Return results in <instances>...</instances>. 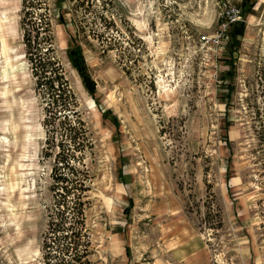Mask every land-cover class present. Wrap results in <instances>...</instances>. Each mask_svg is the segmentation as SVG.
I'll return each instance as SVG.
<instances>
[{
  "label": "rangeland",
  "instance_id": "1",
  "mask_svg": "<svg viewBox=\"0 0 264 264\" xmlns=\"http://www.w3.org/2000/svg\"><path fill=\"white\" fill-rule=\"evenodd\" d=\"M30 1L87 120L90 261L264 264V0ZM227 3L243 33L205 44ZM23 4L0 0V264H44L52 203Z\"/></svg>",
  "mask_w": 264,
  "mask_h": 264
},
{
  "label": "trees",
  "instance_id": "2",
  "mask_svg": "<svg viewBox=\"0 0 264 264\" xmlns=\"http://www.w3.org/2000/svg\"><path fill=\"white\" fill-rule=\"evenodd\" d=\"M27 4L32 2L24 0L20 18L24 57L42 106L41 156L51 161L52 203L46 207L48 221L41 247L44 264H93L88 258L91 239L86 214L90 205L87 192L91 189L86 163L87 148L91 146L87 120L56 53L50 19L42 13L35 17ZM241 4L252 6L254 0H243ZM229 28L232 40L243 33L240 21ZM66 55L83 88L94 98L95 84L80 46L68 47ZM204 222L210 224L207 219Z\"/></svg>",
  "mask_w": 264,
  "mask_h": 264
},
{
  "label": "built area",
  "instance_id": "3",
  "mask_svg": "<svg viewBox=\"0 0 264 264\" xmlns=\"http://www.w3.org/2000/svg\"><path fill=\"white\" fill-rule=\"evenodd\" d=\"M241 20V10L230 3L224 4L219 13V24L216 31L210 35H202L201 41L213 47H220L226 37L229 27Z\"/></svg>",
  "mask_w": 264,
  "mask_h": 264
}]
</instances>
